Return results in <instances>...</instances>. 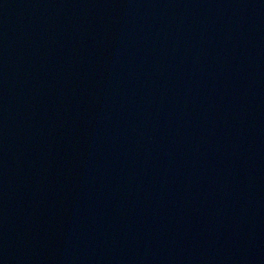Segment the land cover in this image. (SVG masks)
I'll use <instances>...</instances> for the list:
<instances>
[{
  "label": "water",
  "instance_id": "1",
  "mask_svg": "<svg viewBox=\"0 0 264 264\" xmlns=\"http://www.w3.org/2000/svg\"><path fill=\"white\" fill-rule=\"evenodd\" d=\"M0 264H264V0H0Z\"/></svg>",
  "mask_w": 264,
  "mask_h": 264
}]
</instances>
